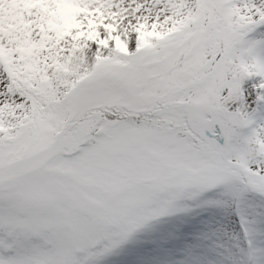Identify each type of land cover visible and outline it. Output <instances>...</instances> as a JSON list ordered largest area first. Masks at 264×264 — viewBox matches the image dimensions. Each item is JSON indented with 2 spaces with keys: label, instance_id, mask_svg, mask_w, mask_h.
Returning a JSON list of instances; mask_svg holds the SVG:
<instances>
[{
  "label": "snow or ice",
  "instance_id": "obj_1",
  "mask_svg": "<svg viewBox=\"0 0 264 264\" xmlns=\"http://www.w3.org/2000/svg\"><path fill=\"white\" fill-rule=\"evenodd\" d=\"M0 264H264V0H0Z\"/></svg>",
  "mask_w": 264,
  "mask_h": 264
}]
</instances>
